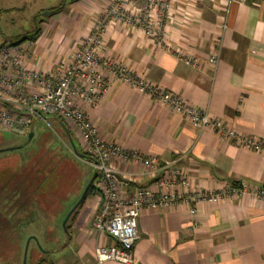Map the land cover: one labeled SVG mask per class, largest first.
I'll list each match as a JSON object with an SVG mask.
<instances>
[{
  "label": "crops",
  "instance_id": "0c3cea01",
  "mask_svg": "<svg viewBox=\"0 0 264 264\" xmlns=\"http://www.w3.org/2000/svg\"><path fill=\"white\" fill-rule=\"evenodd\" d=\"M111 1L66 0L48 8L40 22L42 33L30 47L33 56L25 64L34 70H53ZM186 7L193 17L167 23L163 45L138 25L109 22L103 53L188 104L207 110L236 132L264 140V0H177L174 16ZM216 48L219 53L213 66L209 57ZM79 104L103 140L172 162L194 188L212 190L225 181L264 186V154L193 126L184 116L126 84L113 82L96 105ZM52 119L68 140L69 126ZM67 131L80 146L72 130ZM114 163L126 174L122 186L127 193L152 184L140 175V167ZM14 194L16 201L20 194ZM4 199L0 192V211L5 208ZM99 203L100 196L93 191L69 215L65 232L52 228L54 233L49 234L50 228H45L43 247L32 252L31 264H119L99 263L96 258L98 246L114 244L109 235L94 229ZM196 217L198 225L191 228L185 204L142 209L133 264H264V201L241 196L202 203Z\"/></svg>",
  "mask_w": 264,
  "mask_h": 264
},
{
  "label": "built area",
  "instance_id": "2783aa9c",
  "mask_svg": "<svg viewBox=\"0 0 264 264\" xmlns=\"http://www.w3.org/2000/svg\"><path fill=\"white\" fill-rule=\"evenodd\" d=\"M174 3L177 0H112L100 17L90 23L84 38L64 59L55 62L53 70H34L25 64L33 56L30 47L34 41L4 43L0 47V130L27 134L34 121L58 118L76 135L86 160L97 173L92 191L99 194L100 203L93 226L97 233L107 234L114 240L112 245L95 249L99 263L111 260L133 264V247L138 239L137 220L144 208L185 204L191 228H195L199 222L196 217L199 204L241 196L264 201V186L245 181H225L206 191L194 188L189 177L172 162H160L135 148L103 140L79 104L81 101L96 105L113 82H121L168 106L193 126L210 129L242 148L264 154L263 139L236 132L207 110L188 104L181 96L163 90L123 62L103 53L107 24L111 21L138 25L145 34L163 45L167 23L176 19L191 20L193 13L186 7L178 17L174 16ZM218 53L216 48L209 57L213 66ZM185 59L197 65L189 58ZM115 160L140 167V175L146 176L152 184L135 187L127 193L122 186L126 174L116 169Z\"/></svg>",
  "mask_w": 264,
  "mask_h": 264
},
{
  "label": "rangeland",
  "instance_id": "374dc122",
  "mask_svg": "<svg viewBox=\"0 0 264 264\" xmlns=\"http://www.w3.org/2000/svg\"><path fill=\"white\" fill-rule=\"evenodd\" d=\"M64 1L0 0V44L41 27L47 9ZM31 129V138L28 133L0 130V192L6 202L0 211V264H31L32 252L43 247L45 228H50L49 234L55 228L65 232L67 213L62 212L74 206L92 172L88 161L73 152L56 121L38 119ZM74 144L80 152L75 139ZM14 192L20 194L16 201Z\"/></svg>",
  "mask_w": 264,
  "mask_h": 264
},
{
  "label": "water",
  "instance_id": "95a60500",
  "mask_svg": "<svg viewBox=\"0 0 264 264\" xmlns=\"http://www.w3.org/2000/svg\"><path fill=\"white\" fill-rule=\"evenodd\" d=\"M2 45V44H1ZM0 45V47H1ZM66 133H67V137H68V141L70 143V146L73 150V152L80 158H83V159H86V155L82 152H79L77 151L76 147H75V144H74V141L71 137V135L69 134V132L66 130ZM33 136V133L32 132H29L28 133V137L31 138ZM97 176V173L95 171L92 172L88 182L86 183L83 191L81 192V195L79 197V199L76 201V203L74 204V206L68 211V213L66 214V217L64 218L63 220V226L65 227V223L69 217V215L72 213V211L85 199L86 195H87V192L88 190L90 189L91 185L93 184L94 182V179L96 178Z\"/></svg>",
  "mask_w": 264,
  "mask_h": 264
},
{
  "label": "trees",
  "instance_id": "16d2710c",
  "mask_svg": "<svg viewBox=\"0 0 264 264\" xmlns=\"http://www.w3.org/2000/svg\"><path fill=\"white\" fill-rule=\"evenodd\" d=\"M57 8H54L53 11H56ZM40 31H41V28L40 27H36L34 30H32L31 33L27 34V36L25 37H22V38H18V40H13L12 42H9V43H21L23 41H26V40H31V41H35L36 38L40 35ZM52 119V118H51ZM61 121V120H60ZM63 121H61L62 123ZM64 123V122H63ZM65 124V123H64ZM70 133V132H69ZM71 135V134H70ZM80 152L84 153L82 150H80ZM85 154V153H84ZM92 174V173H91ZM93 184L91 185L90 189L88 190L87 192V195L91 193L92 189H93ZM86 195V197H87ZM85 197V198H86ZM85 200V199H84ZM84 200L72 211V213L70 214V217L75 213L76 209L84 202ZM65 227H66V224H65Z\"/></svg>",
  "mask_w": 264,
  "mask_h": 264
},
{
  "label": "bare ground",
  "instance_id": "6f19581e",
  "mask_svg": "<svg viewBox=\"0 0 264 264\" xmlns=\"http://www.w3.org/2000/svg\"><path fill=\"white\" fill-rule=\"evenodd\" d=\"M24 42V41H23ZM219 48V47H218ZM187 63V62H186ZM134 188V187H133Z\"/></svg>",
  "mask_w": 264,
  "mask_h": 264
}]
</instances>
